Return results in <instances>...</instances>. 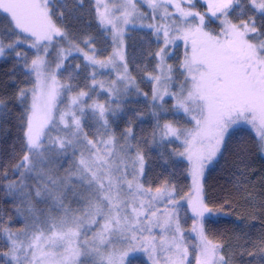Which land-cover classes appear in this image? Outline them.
Masks as SVG:
<instances>
[{
    "label": "snow or ice",
    "instance_id": "snow-or-ice-1",
    "mask_svg": "<svg viewBox=\"0 0 264 264\" xmlns=\"http://www.w3.org/2000/svg\"><path fill=\"white\" fill-rule=\"evenodd\" d=\"M138 2L146 4L150 14L139 12ZM63 3L64 0H0V10L10 25L6 35L16 36L7 44L0 38V57L6 51L15 52L16 58L24 61L25 75L32 78V87L17 93V99L25 102L19 127L26 151L13 168L18 179L5 186L6 194L24 205L16 209L18 215L26 211L28 217L24 228L17 231L5 227L0 217V234L7 241V251H0L2 264H133L140 253L149 264H193V259L194 264H234L231 252L223 254L226 242L208 238L205 225L221 218L223 207L209 206L201 178L205 167L223 154L231 130L242 124L256 130L260 151L264 152V0H249L259 21L253 16L238 24L228 17L240 0H209L203 14L191 10L196 0H124L123 5L114 4L112 8L97 0L99 24L111 31L113 43L119 46L107 62L84 53L85 67H122L123 72L109 86L107 103L91 104L86 100L91 99L89 92L81 90L73 95L76 85L57 80V73L65 71L64 59L72 51H81L68 40L66 29L53 20V16L65 20V12L60 10ZM137 15L164 21L147 25L157 42L163 44L153 54L158 74L151 76L155 119L151 136L159 144L183 137V151L174 149L173 153L186 157L190 164L195 195L186 194L181 200L187 201L193 214L191 232L196 233L198 241L194 245L187 242L181 226V203L174 198L175 185L165 181L153 190L140 183L146 176L145 156L139 148L143 137L138 138L131 127L117 137L108 118L122 111L119 105L123 96L134 85L122 50L124 32L118 25H128ZM209 15L217 20L224 18L217 35L205 31ZM21 37L35 50L30 63L27 54L15 51L22 43ZM180 39L185 43L180 65L185 79L179 91H170L173 69L166 58L169 48ZM62 40L69 48H59V62L52 69L47 57ZM84 43L87 46L90 39ZM91 75L89 87L94 90L96 73ZM72 78L70 73L68 79ZM118 84H123V89ZM99 86L103 88V84ZM65 95L66 109L60 110L58 103ZM165 97L175 100L174 112L182 111L190 117L192 129L178 128L171 121L160 122L161 115L168 111ZM0 110H6L3 100ZM89 116L96 125V139H90L84 130V120ZM133 139L137 140L135 145L130 142ZM120 140L124 143L120 144ZM33 199L49 208L37 209ZM73 202L77 207H71ZM158 203L164 207H157ZM236 247L243 248L244 244L238 242ZM254 247L256 253L247 254L257 256L255 264H264V237Z\"/></svg>",
    "mask_w": 264,
    "mask_h": 264
},
{
    "label": "trees",
    "instance_id": "trees-1",
    "mask_svg": "<svg viewBox=\"0 0 264 264\" xmlns=\"http://www.w3.org/2000/svg\"><path fill=\"white\" fill-rule=\"evenodd\" d=\"M236 10L237 18L255 16L259 21V14L250 8L249 0H240ZM64 12L63 26L73 34L106 42L100 34L90 0H84L81 5L68 2ZM208 23L216 26L212 20ZM156 44L155 38L146 31L136 32L129 39L127 62L134 78L140 80L151 71ZM13 53L9 52L7 57L0 60V100L6 102V110H0V217L5 227L17 231L25 226V212L18 215L16 209H23L24 205L15 196L9 197L5 186L18 179L13 168L26 151L22 148L19 127L25 102L17 99V93L22 88L30 89L32 80L25 75L23 63ZM74 61L78 62L79 59L76 57ZM70 73L72 80L80 87L86 69L80 67V72L74 73V64L71 63L60 76ZM30 101L29 95L27 103L30 104ZM138 104H128L122 114L113 120L111 125L115 135L119 137L124 127H131L138 138L143 137L144 142L140 143L139 148L145 156L146 176L142 177V183L146 188L155 190L167 181L170 186L175 185L177 195L186 194L191 186L187 163L174 155L168 143L153 142L151 132L155 119L153 116L141 118ZM131 143L135 145L137 140L133 139ZM203 189L210 207H223V216L205 225L208 238L226 242L223 254L228 256L231 252L234 264H255L257 256L247 253H256L254 244L264 237V155L259 148V139L252 130L244 126L231 130L223 154L206 168ZM188 214L187 209L181 207L180 218L184 228L190 225ZM237 237H240L239 241ZM245 240L251 242L245 243ZM238 242L244 247L237 248ZM0 251H7V241L2 234ZM241 252L244 254L241 255ZM133 264L148 263L139 257Z\"/></svg>",
    "mask_w": 264,
    "mask_h": 264
},
{
    "label": "rangeland",
    "instance_id": "rangeland-1",
    "mask_svg": "<svg viewBox=\"0 0 264 264\" xmlns=\"http://www.w3.org/2000/svg\"><path fill=\"white\" fill-rule=\"evenodd\" d=\"M75 2L79 5H81V3H83L84 0H64V3L61 5L60 10L64 11V5H67L68 2ZM92 2V5L94 7L95 10V19L96 22L98 24V27L100 29V34L103 37V39L106 42H98L93 40V38L91 37H86V36H77L75 34H73L72 31L68 30L67 28H65L63 26V21L57 20L55 16H53V20L54 22L57 24V26L59 27H63L66 29L67 33H68V40H70L72 42V44L77 45L81 51L80 52H76V51H72L71 55L67 56L64 59V68L66 69V66H69L71 63L74 64V73H78L80 72V67L82 69H86V76L85 79L80 82L81 85L80 87L78 86V84L76 83V81H73L72 79L69 80L68 76H63L61 77L60 74L62 72H58L57 73V80L63 84V83H71L76 85V87L73 89L72 94H76L81 90L87 91L90 93L91 95V99H87V103L91 104L93 101H97L99 103H107V101L109 100V96H108V88L111 85L112 81L117 80V76L118 74L123 72V68L122 67H118L117 69H112L111 67L108 68H99V66L96 67H85V65L87 64V61L84 60L83 56L84 53H88L89 55H95V58L97 60L100 61H104L107 62L109 60V58L112 56V53L114 51V49L116 47H118L119 45H116L113 43L112 41V33L110 30H105V28L103 26H101L99 24V20L97 18V14H96V8L98 7V3L97 0H90ZM57 3H60V0H56ZM108 4L109 8H112L114 4L116 5H123L124 4V0H100V4ZM208 3L209 0H196V5L193 9H191L192 11H196V12H200V13H205L208 9ZM137 7L139 9V12L145 13V14H150L151 10L147 7L146 4L142 3V2H138L137 3ZM185 7H187L185 5ZM237 7L231 12V14L229 15L228 19L233 22V23H240V21H247L248 19H241V18H237ZM101 11H104V8L101 6L100 7ZM123 10V9H122ZM130 10V9H129ZM173 9L170 7L169 11H172ZM224 19L223 17L220 18V20ZM206 20L209 22V20H212L216 23V26L210 25L209 23H207L206 27H205V31L211 32L213 35H217L220 33V29H221V22L220 20H217L214 17H211L210 15L208 17H206ZM154 23H164V21H160L159 18H157L156 20H152V19H141L138 15L135 19L131 20L130 23L128 25H124L123 23H120L118 25V27L120 29L123 30L124 32V36H123V45H122V50L124 52L125 55V60L127 62V44L129 39L136 33L139 31H146L149 32L156 40L157 42V38L153 32V30L149 29L147 27V25L149 24H154ZM10 29V25H9V21L6 18L5 14H3L2 10H0V38L4 39L5 44L10 43L14 40H16V36H7L6 35V30ZM90 39V43L86 46L84 41L85 40H89ZM162 39V38H161ZM22 43L15 49V51L21 52L23 54H27L28 57V62H31V59L35 57V50L32 49L30 47V43L29 42H23V37H21ZM163 47L162 43H158L156 44V50L154 53H156L157 51H159V49ZM59 48H63V49H68L69 48V44L65 41H60V43L58 44L57 48H53L50 49V55L47 57V59L49 61H51V68L55 69V64L57 62H59L57 60V51L59 50ZM90 49H95V53H92L90 51ZM169 56L166 58V63L168 65H170L173 69V71L171 72V76H172V81L171 84L169 85V90L170 91H179V85L184 81L185 77L184 75H182L183 69L180 67V65L182 64L183 60H184V56H185V43L182 39L177 40L176 43L174 45H172L169 48ZM9 52L6 51L5 55L0 57V60L4 59L5 57H7V54ZM13 56H15V52L13 53ZM16 57V56H15ZM78 58L79 61L75 62L74 59ZM152 60H153V67L151 69V71L147 72L144 74L143 78L136 79L134 78L129 70V66H128V75L132 78V80L134 81V85L131 86L129 88V91L123 96V102L120 103V108L122 109L121 112L117 113L116 117L113 118L110 114H109V121L110 124H112L113 120L116 119L118 116H120L122 114V112L124 111V108L129 104H138L139 108H140V117L141 118H145V117H152V112H153V105L151 102V95H152V89H153V85L154 82L151 81V76L153 75H157L158 72L154 71L155 66L157 64V59L154 58V55L152 56ZM22 63H24L23 59H19ZM79 65V68L77 67ZM128 65V62H127ZM64 72V71H63ZM95 72V80L97 82L94 90L92 88H90L89 86L92 85V73ZM75 75V74H74ZM31 78V77H30ZM32 80V78H31ZM103 84V88H101L99 85ZM118 87H120L121 89H123L124 85L123 84H118ZM144 94H147V96H145ZM67 96L65 95V97L62 98L61 102L58 103V107L60 110H65L66 109V105H67ZM142 102V103H141ZM31 103V101H30ZM145 103V104H143ZM175 103V100L170 98V97H165V102H164V107L165 109H167V113H163L161 115L160 118V122L164 123L166 121H171L175 124L176 127L181 128V129H185V130H190L194 127V122L191 121L190 117L185 115L182 111L181 112H174L173 110V105ZM113 107H116V104L113 103L112 105ZM158 110V109H157ZM79 115V113H77ZM173 119V120H172ZM241 126L247 127L250 130H252L254 132V134L256 135V137L259 139V137L256 134V130L251 128L250 125L247 124H242ZM95 123L94 121L91 119V117L89 116L88 119L84 120V130L86 132H88L89 134V138L90 139H96V137L93 135V132L95 130ZM112 127V125H111ZM126 128L124 127L122 132L125 130ZM55 135V133H54ZM118 137V136H117ZM172 142L168 143L170 150L173 152V150H178V151H183V146H182V140L183 137H181L180 140H176L175 138H171ZM131 142V141H130ZM120 144H123L124 141L120 140L119 141ZM132 144V143H131ZM132 155H135V151H133ZM264 155V152H263ZM179 159L184 160L187 163L188 166V172H189V177H190V189L186 194L191 193L192 195H195V193L192 190V177H191V173H190V164L187 161L186 157H179L177 156ZM65 167H67V164H65ZM206 168L204 170V175L206 172ZM61 174H63V169H61ZM204 175L201 178V183L203 185V179H204ZM128 179H132L131 176L128 177ZM31 183H35V181H30ZM140 183H142V178L140 180ZM143 184V183H142ZM145 187V186H144ZM146 188V187H145ZM186 194L184 195H177L176 193L174 194V198L176 200H180L181 203V207H185L187 209V212H189L190 214V225L188 228H184L182 223L181 226L182 228L185 230V234H186V240L190 245H194L196 243H198L197 239H196V233L191 232V228L193 226V220H192V213L190 211V209H188L187 206V201L186 200H181V197H184ZM33 205L37 208V209H44L47 210L49 208L48 204L45 203H41L35 199H33L32 201ZM65 203H68V201H65ZM157 207H160L161 209L164 207V205L162 203H158L156 205ZM71 207L75 208L77 207V205L73 202L71 204ZM180 207V209H181ZM180 209H179V215H180ZM53 214L55 215L56 213L53 212ZM188 214V215H189ZM39 215V214H38ZM28 217V213L25 211V218ZM41 219H43V216L40 217ZM181 221V218H180ZM28 223H31V220L29 219L27 221ZM155 234H159V230L155 229L154 230ZM191 251V248H190ZM139 257H142L146 262H147V258L143 253L139 254ZM190 259H192V257H190ZM149 264V262H147ZM193 264H194V259H193Z\"/></svg>",
    "mask_w": 264,
    "mask_h": 264
}]
</instances>
